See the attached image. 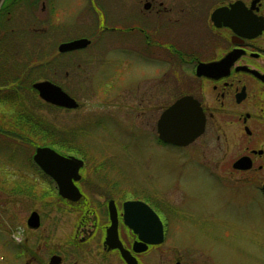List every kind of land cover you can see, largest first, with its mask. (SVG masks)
Masks as SVG:
<instances>
[{
	"label": "flooded vegetation",
	"instance_id": "af4514ba",
	"mask_svg": "<svg viewBox=\"0 0 264 264\" xmlns=\"http://www.w3.org/2000/svg\"><path fill=\"white\" fill-rule=\"evenodd\" d=\"M22 1L5 0L0 10V30L4 27L11 45L23 41L21 31L14 26V10L22 5ZM238 2L242 3V7L238 6V13L244 9L257 21L264 19V0H139L132 1V4L129 1L128 14L117 20L103 12V5L99 2L100 5H94L97 9L95 22L101 23L95 39L77 36L64 41L87 38L91 44L68 53L58 51L64 42L57 46L58 56L48 60L50 70H55L53 74L56 76L59 58L64 60L84 52L103 32L128 33L130 44L133 40L143 43L139 49L155 73L145 78L143 94L136 97L138 104L134 109L142 124L133 123L135 126H132L130 116L118 112L102 111L96 115L119 120L127 133L130 128H139L153 138V143L146 149L147 158L138 162L134 160L127 138L115 139L113 135L111 139L105 138L103 133H109V130L103 122H100V128L104 132L97 138L95 155L85 145L75 142L74 130L65 131V143L60 147L63 152L59 147L52 149L64 157L78 159L81 164L78 178H72L80 195L76 201L62 196L54 178L41 170L32 157L31 165L48 183L47 196L54 202L44 232H40L43 223L38 211H31L40 216L38 228H30L27 218V227L35 236L32 240L25 238L22 241V238L20 241L19 264H130L132 258L137 264H184L182 246L172 233L177 229L176 217L183 212L181 208L172 206L167 201L168 194L154 187L139 186L140 189L130 192V183L134 182L130 163L136 162V167L131 168L143 181L157 177L150 157L157 153L161 155V148L166 146L193 151L190 158L180 156L182 166L193 165L202 175L221 182L224 188L230 189L233 183L235 190L237 186L240 188L249 183L251 189L261 194L259 207L264 209V28L250 38L236 33L225 21L216 26L212 20L218 9H225V14L230 15ZM50 3L54 10L51 9L49 17L54 22L56 5ZM46 9V4L42 3V11ZM137 18L145 23L138 24ZM114 21L128 23L125 26L107 24ZM191 23H197L202 34L189 39L182 35V31ZM2 38L3 34L0 35L1 42ZM16 51L10 54L16 55ZM232 52L236 58L230 67L223 65L216 72L198 75L201 64L220 63ZM65 66V69L70 68V64ZM65 76H70L68 70ZM49 81L61 86L78 102L75 109L81 108L80 102L62 85L55 80ZM104 96L107 102L126 104L127 109H130V101L136 100L130 95L125 98ZM183 97H192L199 104L204 115V129L188 143L174 144L163 139L160 122L165 112ZM244 158L251 163L250 169L236 167ZM67 171L72 172L71 169ZM158 175L162 177V165ZM237 194L240 195V191ZM130 202H141V205L130 209ZM152 212L157 219L151 218ZM152 228L157 230L161 241L150 243L136 232L142 230L147 236V231Z\"/></svg>",
	"mask_w": 264,
	"mask_h": 264
},
{
	"label": "rangeland",
	"instance_id": "374dc122",
	"mask_svg": "<svg viewBox=\"0 0 264 264\" xmlns=\"http://www.w3.org/2000/svg\"><path fill=\"white\" fill-rule=\"evenodd\" d=\"M129 1L132 4V1L139 0H51L56 5L54 22L49 17L51 9L54 10L49 6L50 0H23L22 5L14 10V26L21 31L23 41L17 45L20 49L13 55L12 64L17 65L13 67L19 70L21 79L29 76L35 78L34 83L55 80L80 102L81 108H55L42 101L37 94H29L36 102V111L49 123L54 133L46 139L48 143L36 145L33 149L19 146L24 149V154L15 162L6 156L0 157V264H19L20 241L22 238V241L25 238L32 240L35 236L26 223L31 211L36 210L42 215L40 232H44L50 222L54 200L47 196L48 183L31 165L38 147L60 148L65 143L64 132L74 130L75 142L85 145L95 155L97 138L104 132L100 128V122H103L109 130V133H103L105 138L111 139V135L115 139L127 138L134 160L143 162L144 157L147 158L146 149L153 143V138L139 128H130L127 133L125 125L119 120L96 115L102 111L118 112L130 116V125L142 124L134 109L138 104L136 97L143 94L144 80L155 70L148 66L139 49L143 44L141 41L139 44L133 40L130 44L128 33L103 32L84 52L64 60L59 58L57 76L48 65L49 59L58 56L57 46L61 42L77 36L95 39L101 25L95 22V4L100 2L103 12L117 20L121 15L128 14ZM42 3L46 4L45 12L42 11ZM136 22L145 23L139 18ZM127 23L114 21L107 24L125 26ZM201 29L197 23L186 24L182 35L192 39L202 34ZM28 62L34 66L30 74L21 67ZM67 64L70 68L65 69ZM79 64H82L81 67H78ZM66 70L70 72L69 77L65 76ZM104 95L124 98L130 95L136 100H131L130 109H127L126 104L119 101L107 102ZM59 151L63 152V149ZM160 153L150 157L157 177L147 178L148 181H143L131 168L136 167V162L130 163V171L133 172L131 180L134 181L130 183V192L140 189L137 188L139 186L154 187L168 194L167 201L172 206L181 208L183 212L176 217L177 229L172 233L182 246L183 263L264 264V209L259 207L261 194L251 189L249 183L240 188L237 186L235 190L233 183L230 189L224 188L221 182L202 175L193 165L182 166V156H193L190 149L166 146L161 148ZM26 158H29L28 162ZM125 171L128 172V169ZM236 191H240V195Z\"/></svg>",
	"mask_w": 264,
	"mask_h": 264
},
{
	"label": "water",
	"instance_id": "95a60500",
	"mask_svg": "<svg viewBox=\"0 0 264 264\" xmlns=\"http://www.w3.org/2000/svg\"><path fill=\"white\" fill-rule=\"evenodd\" d=\"M3 2L4 0H0V8ZM238 6L242 7V3L238 2L233 6L230 15L225 14V9H218L212 16L213 22L216 26H221L222 22L225 21V24L229 25L236 33L245 37H255L264 28V19L257 21L254 16H250V13L244 9L239 14ZM90 44L91 41L89 39L81 38L60 44L58 51L60 53L73 52L84 49ZM235 58L236 54L232 52L220 63L201 64L197 73L198 75L213 73L218 71L223 65H227L228 68L232 65ZM33 88L38 92L39 98L47 104L66 109H75L79 106L78 102L66 93L61 86L49 80L38 81L33 84ZM188 112L193 113V115L190 114V117ZM177 113L179 118H176ZM204 123V115L199 104L192 97H183L162 116L160 124L163 131H161V135L167 142L185 144L202 133ZM33 161L47 175L54 178L62 196L74 201L80 198L78 189L72 183V178H78V170L81 166L78 159L64 157L51 147H38L33 156ZM236 167L247 170L251 168V163L244 158L236 164ZM67 169H71L72 172H68ZM137 205H141V202H130V209ZM151 214L153 220L157 219L154 212ZM28 226L30 228H38L40 226V216L37 212H32L29 216ZM136 232L140 233L141 237L150 243L161 241V238L160 240L158 238L157 230L153 228L147 231V236L149 237L143 235L144 232L142 230H136ZM130 264L137 263L132 258L130 259Z\"/></svg>",
	"mask_w": 264,
	"mask_h": 264
},
{
	"label": "trees",
	"instance_id": "16d2710c",
	"mask_svg": "<svg viewBox=\"0 0 264 264\" xmlns=\"http://www.w3.org/2000/svg\"><path fill=\"white\" fill-rule=\"evenodd\" d=\"M0 31V35L3 34L2 42L0 40V157L6 156L15 162L24 154V149L19 146L33 149L36 145L46 143L54 130L36 111V102L30 98L31 92L37 94L33 89L35 78L28 76L21 79V73L13 67L15 54L11 55L10 52L18 49V53L20 47L10 44L4 27ZM21 67L28 74L34 69L29 62Z\"/></svg>",
	"mask_w": 264,
	"mask_h": 264
},
{
	"label": "snow or ice",
	"instance_id": "6c2138e0",
	"mask_svg": "<svg viewBox=\"0 0 264 264\" xmlns=\"http://www.w3.org/2000/svg\"><path fill=\"white\" fill-rule=\"evenodd\" d=\"M176 118H179V114L177 113V117Z\"/></svg>",
	"mask_w": 264,
	"mask_h": 264
}]
</instances>
